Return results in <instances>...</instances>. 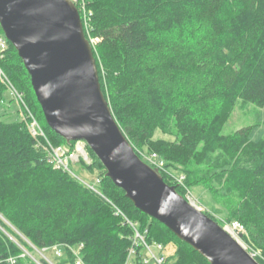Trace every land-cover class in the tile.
Returning a JSON list of instances; mask_svg holds the SVG:
<instances>
[{
  "label": "trees",
  "instance_id": "16d2710c",
  "mask_svg": "<svg viewBox=\"0 0 264 264\" xmlns=\"http://www.w3.org/2000/svg\"><path fill=\"white\" fill-rule=\"evenodd\" d=\"M85 1L86 36L101 38L94 49L101 89L135 151L159 146L167 167H188L202 145L205 150H234L220 172L243 195L241 216L235 220L249 232L252 250L262 254L256 260L264 264V130L260 125L245 127L222 143L213 123L239 100L242 107L264 108V0ZM81 4L79 0L77 7ZM0 68L41 107L9 41L0 51ZM4 90L0 82V95ZM39 114L52 144H67L48 126L42 109ZM171 123L180 140L153 141L156 129L170 128ZM88 151L92 163L87 169L102 177L100 191L106 198L57 168L27 120H0V214L37 249L61 247L66 258L59 264H129L136 231L116 214L115 205L137 224L147 243H175L168 264H210L164 224L137 209ZM184 169L190 176L187 187L193 170ZM161 176L185 195L183 185ZM8 232L18 242L0 230V264H27L25 250L32 248L16 232ZM244 241L249 242L246 237ZM143 249V244L135 246L131 264H145Z\"/></svg>",
  "mask_w": 264,
  "mask_h": 264
},
{
  "label": "water",
  "instance_id": "95a60500",
  "mask_svg": "<svg viewBox=\"0 0 264 264\" xmlns=\"http://www.w3.org/2000/svg\"><path fill=\"white\" fill-rule=\"evenodd\" d=\"M0 26L31 77L48 126L67 143L85 141L137 209L210 264H260L136 153L101 89L94 48L72 0H0Z\"/></svg>",
  "mask_w": 264,
  "mask_h": 264
},
{
  "label": "rangeland",
  "instance_id": "374dc122",
  "mask_svg": "<svg viewBox=\"0 0 264 264\" xmlns=\"http://www.w3.org/2000/svg\"><path fill=\"white\" fill-rule=\"evenodd\" d=\"M85 2V0H81L82 4L81 8H79V12L86 30L88 18L86 15L87 8ZM89 39L94 49L101 42V38ZM1 71L3 70L0 68V72ZM0 82L6 89L0 95V120L4 122L27 120L28 128L32 136L38 143L44 145L49 158L52 154V149L49 147V144H51L56 150L55 153L61 149V151H58L57 153L62 157V162L64 163V166L68 167L70 171L68 173L72 177L75 179L82 178L86 181H90L93 178V175L90 170L87 169V165L89 161H92L91 155L89 154L87 160L80 157V160L77 161L72 158V154L70 155V152H76V146L78 144L76 141L57 146L52 144L42 127L44 121L39 114L41 107H38L37 104H34V102L31 101L33 95H28L26 90L22 91L16 88L12 79L7 75L6 77H1L0 75ZM213 123L214 126L219 129L222 143H224L229 136L234 135L238 130L245 127L260 125V129L264 130V108L258 107L254 104H248L247 106L242 107V101L239 100L234 107L228 109L225 114L221 116L217 115L214 118ZM179 140L180 138L177 135L174 123H171L170 128H157L153 137V141L155 142L163 141L165 143H173ZM233 152L234 150H230L228 146H217L214 149L205 150L204 145H202L188 167H184L180 164H176L173 167H167L168 161L164 157L163 150L160 149L159 146L154 148L144 145L136 153L145 163L160 170V174H165L169 181L180 184L179 180H182V185L186 189L185 195L183 196L186 199L189 196L191 201L201 208L203 212L211 213L214 220L222 227L225 223L229 222L227 221V218H232L233 220L240 218L241 212H238V210L244 202L242 193L233 186L231 181H229V176L220 172L221 167L225 166V164L233 158ZM163 168L166 170H163ZM184 168L193 170V172L191 171V184L187 187L184 182H186V178L189 180L190 176L184 172ZM1 222L3 223L1 224ZM8 229L16 232L28 243L30 248H32L31 251L25 250L30 259V262H27V264H43V260L48 264H59L65 260V253L62 252V255H59V247L57 246L49 250L37 249L0 214V230L14 242H18L16 238L8 232ZM246 240H249L250 243L245 241L244 246L247 250L251 251L253 243L251 244L248 231L246 234ZM135 246L138 245L134 244L133 247L135 248ZM165 248L166 255L168 256L175 252L176 245L175 243L170 244ZM143 252L144 255L150 253L145 247ZM255 253L256 257L262 256L259 249H256ZM131 261L132 257L129 259V264H131Z\"/></svg>",
  "mask_w": 264,
  "mask_h": 264
},
{
  "label": "built area",
  "instance_id": "2783aa9c",
  "mask_svg": "<svg viewBox=\"0 0 264 264\" xmlns=\"http://www.w3.org/2000/svg\"><path fill=\"white\" fill-rule=\"evenodd\" d=\"M72 1L77 6V3L79 2V0H72ZM0 48H1L0 49L1 51H5L8 48V40L2 34H0ZM0 75H1V77L2 76L6 77V75L4 74L3 71L0 72ZM76 142L78 143L76 146V152H70V155L72 154V158L74 160H77V161L80 160V157L87 160L89 157L88 145L86 144L85 141H76ZM49 147L52 149V154H51V149H50V154H51L50 160H51V162H53L57 168L63 169L66 172H70L68 167L64 166V163L62 162V157L57 153L58 151H61V149L55 153L56 150L51 144H49ZM91 163H92V161L88 162V164H91ZM92 175H93V178L90 181H86L82 178H77V179L81 183H83L85 186H87L89 189H91L92 191H94L97 194H99L100 196H103L104 198H106L102 194V192L100 191V185L102 182V177L99 176L97 173H92ZM179 183H180V185H182V180H179ZM187 199L193 205L198 207L194 202L191 201V198L189 196L187 197ZM113 206L116 210V214L123 216L125 218V220L135 229L136 234H135V238H134V244L135 245L143 244L145 249L149 250L150 253H146L143 256L145 264H168V260H167L168 256L166 255L165 246L160 244V243H157V242L147 243L145 236L140 234L139 231L137 230V224L128 220L125 217L124 213L117 206H115V205H113ZM222 228L226 232H228L234 239H236L242 246H244V242H245L244 238L246 237L247 230H246L245 226L240 221L233 220L231 222H227L222 226ZM62 252H63L62 248L59 247L58 248V254L62 255ZM248 252L256 259L255 251H249L248 250ZM134 254H135V248H132L130 250V256L132 257Z\"/></svg>",
  "mask_w": 264,
  "mask_h": 264
}]
</instances>
